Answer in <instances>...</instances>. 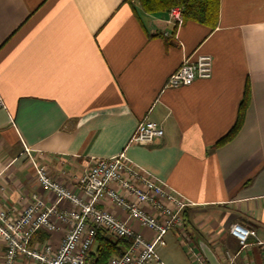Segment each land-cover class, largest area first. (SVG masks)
Wrapping results in <instances>:
<instances>
[{
    "label": "crops",
    "instance_id": "0c3cea01",
    "mask_svg": "<svg viewBox=\"0 0 264 264\" xmlns=\"http://www.w3.org/2000/svg\"><path fill=\"white\" fill-rule=\"evenodd\" d=\"M198 54L212 58L211 77L164 88ZM0 101V207L16 213L32 194L53 201L23 147L81 197L76 180L91 160L123 153L188 201L181 217L189 245L167 233L158 250L165 264H196L187 247L208 264L203 246L218 264H264V0H219L212 31L192 21L175 26L168 12L147 13L137 0H0ZM239 111L237 133L215 146ZM143 119L163 135L132 144ZM98 208L126 217L106 201ZM233 224L255 237L240 247ZM65 230L32 242L57 247Z\"/></svg>",
    "mask_w": 264,
    "mask_h": 264
},
{
    "label": "built area",
    "instance_id": "2783aa9c",
    "mask_svg": "<svg viewBox=\"0 0 264 264\" xmlns=\"http://www.w3.org/2000/svg\"><path fill=\"white\" fill-rule=\"evenodd\" d=\"M168 16L175 26L183 22L177 7L171 8ZM211 73L212 58L209 55L187 57L166 79L164 88L176 89L198 79H209ZM0 107H3L1 101ZM162 135L160 126L143 119L138 123L130 143L148 145ZM22 155L33 169L41 190L49 193L53 201L47 205L41 196L32 194L26 205L16 213L14 209L0 207V264H91L90 251L99 232L113 240L129 241L127 250L109 258L107 264H165L158 250L165 246L164 237L170 232L183 244L189 245L182 233L181 217L188 201L171 192L163 182L142 172L123 153L91 160L89 167L76 180L82 197L54 180L26 147H23ZM113 184L124 195L117 193L112 188ZM2 190L0 187V192ZM105 201L122 209L126 217L118 219L100 210L98 205ZM65 202L70 207L60 209L59 206ZM132 223L150 231L152 237L147 240L132 229ZM59 226H64L66 230L57 247L49 242H32L37 233L51 235ZM229 235L240 247H244L250 237H255L253 230L238 224L231 225ZM187 254L193 263L204 264V258L191 247H187Z\"/></svg>",
    "mask_w": 264,
    "mask_h": 264
},
{
    "label": "trees",
    "instance_id": "16d2710c",
    "mask_svg": "<svg viewBox=\"0 0 264 264\" xmlns=\"http://www.w3.org/2000/svg\"><path fill=\"white\" fill-rule=\"evenodd\" d=\"M140 7L147 13L168 12L171 8L177 7L181 11L184 21H192L208 27L211 31L216 27L218 21L219 0H137ZM248 89H244L243 101L240 107L247 101ZM242 115L237 116L232 129L220 138L215 146H220L233 138L240 128ZM46 235L40 236L41 242ZM128 242L125 240H113L98 233L96 237L95 256L91 259V264H107L109 258L119 256L127 248Z\"/></svg>",
    "mask_w": 264,
    "mask_h": 264
},
{
    "label": "water",
    "instance_id": "95a60500",
    "mask_svg": "<svg viewBox=\"0 0 264 264\" xmlns=\"http://www.w3.org/2000/svg\"><path fill=\"white\" fill-rule=\"evenodd\" d=\"M202 252L208 264H218L213 254L205 246L202 247Z\"/></svg>",
    "mask_w": 264,
    "mask_h": 264
},
{
    "label": "bare ground",
    "instance_id": "6f19581e",
    "mask_svg": "<svg viewBox=\"0 0 264 264\" xmlns=\"http://www.w3.org/2000/svg\"><path fill=\"white\" fill-rule=\"evenodd\" d=\"M206 264V263H205Z\"/></svg>",
    "mask_w": 264,
    "mask_h": 264
},
{
    "label": "rangeland",
    "instance_id": "374dc122",
    "mask_svg": "<svg viewBox=\"0 0 264 264\" xmlns=\"http://www.w3.org/2000/svg\"><path fill=\"white\" fill-rule=\"evenodd\" d=\"M167 238V237H166Z\"/></svg>",
    "mask_w": 264,
    "mask_h": 264
}]
</instances>
